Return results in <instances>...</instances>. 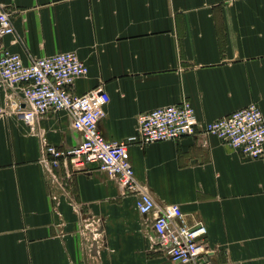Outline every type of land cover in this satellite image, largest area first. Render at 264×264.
I'll list each match as a JSON object with an SVG mask.
<instances>
[{"label":"crops","instance_id":"crops-1","mask_svg":"<svg viewBox=\"0 0 264 264\" xmlns=\"http://www.w3.org/2000/svg\"><path fill=\"white\" fill-rule=\"evenodd\" d=\"M0 1L16 30L0 37V55L29 63L77 53L89 73L71 91L110 95L99 122L108 141L135 134L141 113L185 100L201 125L252 102L264 114V0ZM11 96L21 100L20 88L0 86V105ZM82 138L65 110L33 127L0 112V264H178L152 246L154 215L140 214L114 177L93 169L67 178L61 167L49 179L43 144ZM129 158L158 211L178 204L188 225L203 223L202 261L264 264V157L208 134L134 144ZM97 221L118 227L108 224L105 246L82 247Z\"/></svg>","mask_w":264,"mask_h":264},{"label":"built area","instance_id":"built-area-1","mask_svg":"<svg viewBox=\"0 0 264 264\" xmlns=\"http://www.w3.org/2000/svg\"><path fill=\"white\" fill-rule=\"evenodd\" d=\"M16 33L8 7L0 1V37ZM89 73V67L75 52H63L25 63L19 53L3 50L0 55V86L20 88L21 100L12 98L0 105V112L20 114L28 125L50 111L65 110L73 127L83 134L79 144L61 148L45 142L43 165L49 179H57L55 170L67 167V178L73 172L93 169L114 177L129 194L136 196L138 212L153 214L155 238L152 246L163 251L178 264H210L202 261L200 237L206 234L203 223L190 226L178 204L156 209V203L146 184L135 173L129 158L134 144L146 145L178 140L184 136L215 135L248 159L264 157V114L258 103L238 109L231 114L201 125L192 104L185 100L141 113L137 132L121 141H108L101 134L99 122L106 116L110 95L101 87L82 95L71 87ZM52 176V177H51ZM52 195V192H50ZM70 194V192H69Z\"/></svg>","mask_w":264,"mask_h":264},{"label":"rangeland","instance_id":"rangeland-1","mask_svg":"<svg viewBox=\"0 0 264 264\" xmlns=\"http://www.w3.org/2000/svg\"><path fill=\"white\" fill-rule=\"evenodd\" d=\"M108 224L111 225L112 231H115L116 225L118 227L117 222L106 223L102 221H97L96 223L93 222L92 224L90 223L89 225L84 227V235L89 236V242L88 245H86L84 243V239L82 238V233L79 232L80 237L83 239L82 247H93L94 244H100L105 246V244H107L106 239L108 236ZM78 230H81L80 227Z\"/></svg>","mask_w":264,"mask_h":264},{"label":"water","instance_id":"water-1","mask_svg":"<svg viewBox=\"0 0 264 264\" xmlns=\"http://www.w3.org/2000/svg\"><path fill=\"white\" fill-rule=\"evenodd\" d=\"M86 261H87V259H86Z\"/></svg>","mask_w":264,"mask_h":264}]
</instances>
